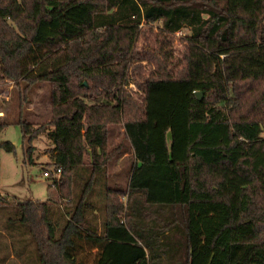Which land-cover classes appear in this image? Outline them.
<instances>
[{
    "label": "trees",
    "instance_id": "obj_1",
    "mask_svg": "<svg viewBox=\"0 0 264 264\" xmlns=\"http://www.w3.org/2000/svg\"><path fill=\"white\" fill-rule=\"evenodd\" d=\"M0 79L49 86V117L17 125L23 162L44 134L42 173L61 168L12 203L11 248L23 230L40 264H264V0H0Z\"/></svg>",
    "mask_w": 264,
    "mask_h": 264
},
{
    "label": "rangeland",
    "instance_id": "obj_2",
    "mask_svg": "<svg viewBox=\"0 0 264 264\" xmlns=\"http://www.w3.org/2000/svg\"><path fill=\"white\" fill-rule=\"evenodd\" d=\"M186 33L188 31L183 30L176 37L179 38ZM179 45V40L174 43L175 47ZM23 96L25 93L21 91V86L0 79V111L4 113V120L8 122V126L2 132V141H9L15 147L14 153H7L4 150L0 152V194L5 199L4 208L0 210L3 213V215L0 213V264H40L33 244L23 230L16 232L18 242L14 247L9 246L12 238L10 239L11 236L6 232L11 224L8 221L4 223L12 211L14 201L31 199L44 202L47 199L48 181L43 176L42 169L47 168L48 151L52 144L44 134L40 135L32 142L33 164L23 162L24 145L17 122L22 119L32 124H41L49 117V86L46 83L38 84L26 92L25 100ZM128 165L129 162L126 160L122 163L115 162L111 167L112 173L116 175L114 179L120 186L125 185ZM111 184L112 181L108 186ZM104 190V187H96L95 196L100 198Z\"/></svg>",
    "mask_w": 264,
    "mask_h": 264
},
{
    "label": "built area",
    "instance_id": "obj_3",
    "mask_svg": "<svg viewBox=\"0 0 264 264\" xmlns=\"http://www.w3.org/2000/svg\"><path fill=\"white\" fill-rule=\"evenodd\" d=\"M42 174L46 178L57 179L61 174V168H51L50 170L44 171Z\"/></svg>",
    "mask_w": 264,
    "mask_h": 264
},
{
    "label": "water",
    "instance_id": "obj_4",
    "mask_svg": "<svg viewBox=\"0 0 264 264\" xmlns=\"http://www.w3.org/2000/svg\"><path fill=\"white\" fill-rule=\"evenodd\" d=\"M196 97H197L199 100H201V99H202V93H200V92L196 93Z\"/></svg>",
    "mask_w": 264,
    "mask_h": 264
}]
</instances>
